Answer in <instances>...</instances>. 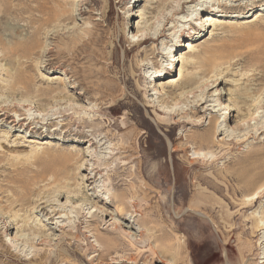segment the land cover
I'll list each match as a JSON object with an SVG mask.
<instances>
[{
  "label": "rangeland",
  "instance_id": "1",
  "mask_svg": "<svg viewBox=\"0 0 264 264\" xmlns=\"http://www.w3.org/2000/svg\"><path fill=\"white\" fill-rule=\"evenodd\" d=\"M68 1L0 0V86L9 83L18 69L30 79L31 85L26 95L23 91L10 93L0 88V107L15 105L22 116H26V109L31 107V121L39 106L45 110L37 116L38 123L35 120L27 127L15 125L10 115L0 114V201L4 205L7 204L6 197L20 199L13 204L18 210L15 218L12 213L11 216L0 214L3 216L0 220V264H36L38 259L34 254L43 251L47 252L46 260H42L45 264H68L61 261L64 257L69 264H152L153 261L164 264L165 259L171 258L175 264H264L259 262L264 251V229L253 237L255 216L251 215L252 211L260 215L264 210L263 0H193L190 3H186L187 0H82L71 17ZM212 4L211 10L199 9ZM223 5H227L226 8ZM149 6L153 8L148 10ZM150 11L152 15L157 14L155 27L145 41L132 47L127 37L132 30L134 32L138 21L143 23L151 16ZM143 12L148 13L144 16ZM185 14L193 17L210 14L220 26L215 29L209 26L207 31L208 25L203 26L198 20L189 33L185 30L184 35L192 37L194 31L196 34L200 31L201 37L184 39L181 42L184 45L189 41L195 45L196 52L212 45H223L227 46V57H252L229 56L231 60L228 58L227 61L230 63L218 68L223 72L218 75V84L215 83L208 93L209 99L221 97L227 104L247 89L252 97L241 96L249 104L245 115L248 117L249 111L257 109L258 116L249 125L241 126H237V118L241 116L242 105L231 112L230 120L229 115L226 113L224 118V111H221L220 120H225L220 128L224 132L215 140L225 137L223 161L188 163L185 157L199 155L194 153L191 144L185 153L172 151L171 142H177L176 137L183 129L184 133L205 131L209 111L193 116L192 119L199 121H195L197 125L189 123L176 127L169 138L154 123V107L159 103L151 95L152 91L146 89L150 80L147 77L157 65L168 63L160 53L168 51L175 43L174 38L170 40L175 25V30L187 29L188 24L178 21ZM159 28H163L161 36L153 43L151 39L160 32ZM13 42L17 43V50L10 53L8 46ZM187 51L188 48L180 46L178 54ZM179 67L180 62L177 70ZM186 68L192 70L191 66ZM173 72L171 70L166 77ZM58 74L63 77V83L53 79ZM216 77V74L206 76L209 80ZM221 79L222 83L219 82ZM58 86L68 94L38 102L36 89L43 91ZM239 100L237 98L236 102ZM188 101L168 106L180 109L191 104ZM147 103L154 107L145 106ZM82 117H86L87 123H80ZM127 120L129 123L126 124ZM139 121L146 124L134 125ZM114 122L115 126L112 125ZM81 131L88 135L94 133L97 146L89 147L87 140L78 138ZM142 131L145 133L140 144H136L134 137L131 142L134 149L143 151L144 163L140 168L136 161L120 167L118 155H114L119 143H125L132 133L142 134ZM178 141L184 143V137ZM75 152L76 157L62 156ZM126 154L137 155L136 152ZM82 156L86 157L87 165L84 161L79 163ZM94 166L101 173L86 181V177L94 175L91 171ZM139 170L143 171L145 181L136 182L139 189L136 196H142V192L145 196L141 208L147 214L145 221L151 232L143 243L135 244L136 249L129 243L135 237L128 235L126 229L116 230L113 224H124L136 235L138 224L133 223L128 214L125 216L127 222L116 214L113 201L104 200L107 194L97 192V189H101L98 186L109 177L105 182H109L111 189L114 188L112 184L118 182L127 195H132L128 182ZM115 174L120 175V181ZM64 178L73 185L81 183L72 189L80 191L84 188L89 194L100 195L99 199L103 200L94 196L93 200L107 210V215L103 216L105 221L88 217L93 214L89 211L90 204H83L82 213L72 207V200L80 194L67 198L70 195L47 187L50 181ZM255 191L260 194L257 202L246 201V197ZM39 197L46 202L39 205L37 200L34 205ZM54 208L63 218L56 214L49 219L52 215L49 212ZM36 216L42 221L39 226L46 224L49 227L46 235H53L58 240L46 244L33 240L34 234L24 230L23 226L26 221L27 225L35 226L32 222ZM17 219L20 220L17 226L10 224ZM4 222L10 224L7 231ZM94 224L99 227L101 237L112 238L109 251H102L104 254L100 257V251L95 250L94 238L87 233ZM62 225L66 234L59 232ZM72 234H76L77 239ZM9 237L15 238L10 242ZM26 258L31 261L24 260Z\"/></svg>",
  "mask_w": 264,
  "mask_h": 264
},
{
  "label": "bare ground",
  "instance_id": "2",
  "mask_svg": "<svg viewBox=\"0 0 264 264\" xmlns=\"http://www.w3.org/2000/svg\"><path fill=\"white\" fill-rule=\"evenodd\" d=\"M137 1H139V0H136V2ZM192 1L193 0H187L186 3H190ZM234 1L239 2L240 0H234ZM81 2H82V0H69L67 2V8L71 11V12L69 11L70 12V14H68V15H70L69 17H71V13H73V11L75 12L76 7L78 8V6H80ZM263 2H264V0H263ZM238 5H240V3H238ZM212 6H213V4L211 6L205 5V7L201 6L199 9L202 8L201 10L207 11V10H211L209 8H211ZM226 6L227 5H223V8H226ZM152 8L153 7L149 6L147 9L149 10ZM181 9H182V7H181ZM199 9H195V10H199ZM181 11H183V10H181ZM132 12H133V10H132ZM135 13H136V11H134V14ZM146 13H148V12H145V13L143 12L141 14L144 15ZM149 13L151 14L152 12L150 11ZM156 15L151 14V16L147 17L148 19H146L145 22H143V23H142V21L141 22L138 21L135 25L136 29L134 30V32L132 30L130 36H128V34L126 35V36H128L127 38H130V41L132 42V47L133 46H139L141 44V42L145 41V39L148 38L151 29H153V27H155V22H156L155 18L157 17ZM185 15L186 16H182V17L180 16V18L178 17L179 19L178 18L177 19H178V21L182 22L184 25L186 24V26L188 24L187 29L184 27L182 28L180 26L182 29L179 28V30H175L177 28V26L175 25L176 28L173 29V31L170 33V36H172V38L170 40L172 41L174 38L175 43L173 45H171V47L168 51L161 52V53L159 52L162 57L166 58V62H168L166 64V66L161 63L160 65L156 66V68L152 71V73L150 75H148V77L144 75V78L147 77L148 79H150V80H148V85L146 86V89H148V91H152L151 95L155 96L156 99L158 100L157 102L159 103V105H157L159 107H157L156 105L154 107V105H152L151 103L150 104L147 103L145 106L154 107V110H155V112H154L155 113L154 123L156 124V126L158 128H160L161 130L166 132L165 135L168 138L171 137V135L173 134V131L175 130L176 127L177 128L179 126L184 127L186 124H189V123L197 125V123H195V121L197 119L196 120L192 119L193 116L198 115L200 112L205 113L206 111H209L210 116L208 115L209 119H208L207 128L205 129V131L200 132V133H198V132L184 133L185 130L183 129L182 132L176 137L177 142H171L172 151L173 152L180 151L182 153H185L186 149L189 148V146L191 144V147L194 150V153H197L199 155L192 157V158L185 157L184 159L187 160L188 163H194L196 161L210 162V163L223 161L225 159V156L222 154V152L225 150V147H224L225 146V137L224 138L222 137L220 139L215 140V137L218 136L219 134H221L222 131L224 130V129L220 128L221 123H223V121L225 120V119L220 120L221 111H224V113H222V116L225 118V114L227 113L229 115L228 120H230L232 117V116H230L231 112H233L237 108H241V106H239V105H242L243 109H242V111H240L241 116L239 118H237V126H241V125H245V124L249 125L251 120H254L258 116L256 114L257 109H255L254 111H252V110L249 111L248 117L245 115V113H247V111H245V110H247V108H249V104L247 105V101L245 100V98H241V96L244 94L245 96H248V97L251 96L252 97V95L249 94V92L246 88H245L246 90L242 91L239 94V96L235 97L234 101L233 100L230 102L228 101L227 104H225L222 101L221 97H218L216 99L214 98V100L208 98L209 90L216 86L215 83L218 84V80H219L218 75H221L223 72L221 69H218V68L225 63H230L227 61V59L229 58L230 55H228V57H227V55L225 53V50H227V46L225 47L223 45H212L207 50L205 49L203 51L196 52L195 51L196 50L195 45H192L191 43H189V41H186L185 45H184V43H181L182 40H184V39L188 40V39H193V38L195 39L196 37H201L200 35H202V34L200 31L197 34L194 31L193 32L194 36H192V37L188 36V34L184 35L185 30H187V33H189L188 31L190 29L194 28V26L197 24L198 20H200L199 24H201L203 26L205 24L208 25L207 31L209 30V26H213L212 29H215V28L220 26V23L219 24L216 23L210 17V14L203 15L201 17H196V16L193 17L194 15L191 16L190 14L189 15L185 14ZM133 17L134 16H132L131 18H133ZM201 18H203V19L201 20ZM152 21H154V23H153L154 25L151 23ZM130 27L133 29V25ZM163 28H161V29L159 28L160 32L158 30L159 33H157L155 36L152 37L151 40L153 43L155 41H157V39L161 36V32H162ZM178 32H180L179 35H176V34H178ZM183 36H185V37L183 38ZM181 38H183V39H181ZM16 45H17V43H14V42H13V45H9L8 46V52L14 53V51L17 50ZM153 46H154V44L152 45V49H153ZM180 46H182L183 48H186V49L188 48V51L185 54L179 56L178 52H179ZM164 50H165V47H164ZM174 52H176V53H174ZM4 55H6V54H4ZM230 57H233V58H236V57L252 58L250 55H245V56L244 55H239V56L233 55ZM179 62H180V67L177 70V66H178ZM187 66H191L192 70L188 71V68H186ZM171 70H172V72H173V70L176 71V73L173 72V75L166 77V74H169V72H171ZM209 74H216L217 77L209 80L206 78V76ZM9 75H11V74H9ZM53 79L57 80V83L58 82L59 83L64 82L63 77L59 74L54 76ZM163 79L167 80V81L163 82ZM151 82H153V84H151ZM219 82L222 83V79ZM223 84L225 85L227 83L224 82ZM30 86H31L30 85V79L24 77L23 73L21 71H19V69H18V71H15L14 74L11 76V80L9 81V83L7 82V84L0 86V88L5 89L10 93H15L16 91L17 92L23 91V93L26 95V94H28V90L30 89ZM61 86H58L55 88H48V89L46 88L43 91L41 89H36V96L35 97H37L36 99L38 100V102H40L42 100L45 101L44 99H47V98L49 99L51 97H53V98L54 97H58V98L62 97L63 98L64 96H66V94H68V92H67V90L63 89ZM222 90H224V89L222 88ZM213 94H215V93H213ZM213 94L210 96H213ZM68 96H67V98H69ZM191 98L193 100L191 102L188 101ZM237 98H240L239 102H236ZM251 100H253V99H251ZM187 101L190 102L191 104H186V107L181 106L180 109H179V107H176L178 109H173V108L171 109L168 106L169 104H172V106L173 105L177 106V104H180L181 102L186 103ZM148 102H151V101L148 100ZM45 104L46 103H43L42 106H45ZM25 105H27V104H25ZM180 105H182V104H180ZM29 106H31V105H29ZM82 108L84 109V106H82ZM86 108H88V107H86ZM47 109H48V107H47ZM31 110H32L31 107L27 108L26 109V112H27L26 116H22L23 114L18 113V110H17L15 105H13V106L7 105L6 107H0V114L3 116L4 115L9 116L10 115L11 117H13L11 121L15 125L19 124V126L21 125L22 127L23 126L27 127L32 122L37 120V118H38L37 116H39L42 113V111L45 112V110L40 109V106H39V108L36 109L38 115L36 114V116L33 117L32 121H31V118H30L32 116V113H30ZM162 115H165V117H163ZM90 119H92V118H90ZM226 119H227V117H226ZM27 120H29V121H27ZM23 121L24 122L26 121V122L24 123ZM36 122L38 123L39 121L37 120ZM81 122L87 123L86 117H82V120L80 121V123ZM196 122H199V121H196ZM127 123H129L128 120L126 121V124ZM143 124L145 125L146 122L145 121H139V122L134 123V125H143ZM112 125L115 126V122ZM224 127L229 128V126H227L226 124H224ZM33 128H35V127H33ZM54 129H56V127ZM144 133H145L144 131H142V134L134 132L131 134V136H129L128 140L125 143H123V144L119 143L118 147L116 148L117 151L114 153V155H118V157L117 156L116 157H117L118 161L120 162V165H119L120 167L126 166L129 163H133L136 161L138 168H140L141 165L144 163V160H143L144 154L142 155L143 151L141 149H139V150L134 149L133 143L131 142L132 137H134L136 140V144L139 145L140 142L143 140L142 136ZM107 134L108 133H106V135L103 137L104 138L107 137ZM91 135H93V136H91ZM224 136H225V133H224ZM95 137L96 136L94 133H91L90 135L86 134L83 131L78 133V138H80L82 140H87L89 147H93V146L96 147L97 146L98 140H96ZM183 137H184L185 142L184 143L179 142L178 140L180 138H183ZM170 141H171V138H170ZM172 141H173V139H172ZM34 142H36V141H34ZM113 148H114V146H113ZM138 148H140V147H138ZM111 150H112V147H111ZM126 152H131V153L136 152L137 155L136 156H132V154L127 155ZM76 153L77 152L69 153V154H63L62 156L64 158H68L71 156H75ZM208 154H210V156H208ZM69 160H71V159H69ZM83 161L86 162V165H87V160H86V157H84V156L80 157L79 163L81 164V162H83ZM79 168L80 167H77V169H79ZM75 170H76V168H75ZM91 171L94 172V175L93 176L90 175V176L86 177V181L93 180L96 173H101L99 168L96 166L92 167ZM116 173H118V172H116ZM76 176H77V174H76ZM115 176H116V179H118L119 181L121 180V179H119L120 178L119 174H117V175L115 174ZM67 178H64L62 180H53L52 182L50 181V183H48L47 187H49L50 189L52 187H54V188L58 189L59 193L62 192V193H66L67 195L71 196V197L68 196L67 198H72L73 195L75 196V195L80 194L79 198L75 199V201L72 200L73 206L72 205L71 206L73 208H77L78 209V210L76 209L77 211H80L81 209H83V207H82L83 204L84 205L90 204L89 211H91L93 214L88 216V217L89 218L98 217V220H96V221H99V219H101L102 222L105 221L103 216L107 215V210L104 209L102 206L97 205L95 200H93V196L98 198V200H100V201L103 200V199H99L100 195L99 194H95V195L89 194L87 192V189H84V188H82L80 191H78L76 189H72V186H75V185L77 186V185H80L81 183L77 182L76 184L74 183V185H73L72 182L69 183L70 181ZM66 181H68V182H66ZM105 181L106 182L109 181V177L105 178L102 181L101 186H98V187H100V188L102 187V188L97 189L98 190L97 192L101 193V191H102V193L107 194V198L105 199V197H104V200H107V199H109V201L112 200L114 203V206H115L114 209L116 211V214H118L120 217L124 218V220H126V222H127V218H125V216L128 214L129 218H132L131 221L133 223L135 222L136 225L138 224L137 235L135 234V232L131 233L130 231H128L127 226L125 227L124 224H121L119 222H118V224H117V222H115L113 224V226L116 230L117 229H124V230L126 229V232L128 235L135 237L134 240H129V239L128 240H129V243L132 246H135V248L137 249V246L135 244L143 243L145 240V236L151 232V228L147 226L148 223L145 221V215H147V214H145V211H143L144 209L141 208V206H143V205H141V202L143 200H145L144 199L145 196L143 195V192L141 193L142 196H140V195L136 196L137 191L139 190L136 188V182H140V184H141V182L145 181L144 173H143V171L139 170L138 173L136 172V174L133 175V177L131 178V181L128 182L129 188L131 190H133L132 195H127L128 192H125V188L121 187L122 184H119L118 182H116V183H113L114 184L113 185L111 183L112 186L114 187L113 188L114 190H113L109 187L110 186V185H108L109 182H108V184H106ZM137 187H140V186H137ZM258 192L259 191H255L252 194H250L249 196H247L246 199L247 198L248 199L246 201L251 200L252 204L257 202V200L259 199V195H260V194H258ZM42 198L43 197H39L38 199H35L34 205L37 202V200H39V205L46 202V201L42 200ZM6 199L7 200L5 201V203H7V204L3 205L2 202L0 201V214L9 213L11 216V213H12V214H14L13 217L15 218L17 216L18 210H15L13 208V204L15 202L19 201L20 199H18V198L14 199L13 197L12 198L6 197ZM51 203H49V204H51ZM105 203H107V201ZM34 205L32 206L33 208H34ZM39 205L37 207H39ZM58 211L59 210L55 209V208L53 210H51L49 213L52 215L49 217V219H53V216L56 214L58 215V218H61L62 215ZM81 211H80V213H82ZM254 212L255 211H252L251 215L255 216V221H254V224L252 226L255 227V228H253V230L255 229V231H253V237H256L258 235V232L261 229H264V210L260 211V213H261V214L259 213L260 215H258V214L255 215L257 212L256 213H254ZM87 213H89V212H87ZM2 217L3 216H0V220L2 219ZM22 220H24V219H22ZM19 221L20 220L17 219L16 222L11 221L10 224L13 226H17ZM39 222H42V221L39 220L38 217L36 216V220L34 222H32L35 226L27 225L28 223L26 221V222H24L23 229L32 232V234H34L33 240L34 239L38 240L39 241L38 244L39 243L46 244V242L49 243V242H53V241L58 240L53 235H46V232L48 231L49 227H46L47 226L46 224L39 226L38 225ZM4 224L6 225L5 230L7 231L10 227V224L7 225L5 222H4ZM86 228H89V227H86ZM59 232L60 233L65 232L64 234H66V231L64 230L63 225L60 227ZM88 232L90 233L88 236L94 238V241H93V242H95L94 246L97 247L96 249L95 248L94 249L100 251V252H98L99 257H100V254L102 251H109L108 249L110 248V242H112V238L106 239V238L101 237L99 235L100 234L99 227L95 224H94L93 228L88 229L87 233ZM72 235L75 236L76 234H72ZM43 237H45V238H43ZM77 237L78 236L76 235L75 238L77 239ZM154 237H155V235H154ZM14 238L9 237L8 240H10V242H12L14 240ZM34 241H32V242L34 243ZM102 254H104V253H102ZM34 256H35V258L38 259L36 264H45L42 262V260L47 258V252H45V251L36 252L34 254ZM107 256H108V254H107ZM108 257H110V256H108ZM31 259H32V257H31ZM171 259L172 260L165 259L166 261L164 262V264H175L173 262V258H171ZM24 260H28V262L31 261L30 259H27V258ZM61 261L67 262L69 264V262L66 260L65 257L62 258ZM114 261H117V259ZM110 262H112V261H110ZM259 262L264 263V251L260 257ZM113 263H115V262H113ZM152 264H154V261L152 262Z\"/></svg>",
  "mask_w": 264,
  "mask_h": 264
}]
</instances>
